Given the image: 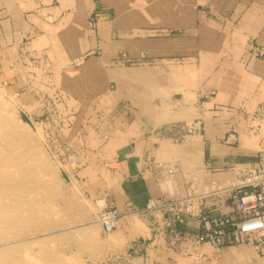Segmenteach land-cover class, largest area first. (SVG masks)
<instances>
[{"label": "crops", "instance_id": "1", "mask_svg": "<svg viewBox=\"0 0 264 264\" xmlns=\"http://www.w3.org/2000/svg\"><path fill=\"white\" fill-rule=\"evenodd\" d=\"M250 43L264 47V0H0V60L9 52L13 71L21 59L27 92L68 110L73 179L120 215L112 233L91 226L92 264H264V247L215 248L198 242V218L182 214L173 235L177 211H145L184 195L191 178L258 165L264 125L256 135L249 125L264 102V56ZM177 123L198 130L181 142L158 135ZM155 161L179 170L159 180Z\"/></svg>", "mask_w": 264, "mask_h": 264}, {"label": "rangeland", "instance_id": "2", "mask_svg": "<svg viewBox=\"0 0 264 264\" xmlns=\"http://www.w3.org/2000/svg\"><path fill=\"white\" fill-rule=\"evenodd\" d=\"M256 45L250 43L249 52ZM5 55L8 61L0 60V172L12 188L5 206L8 196L0 191V212H9V225L0 222L7 238L0 243V263L92 264L87 255L99 236L98 227L91 226H101L105 207L85 196L73 179L81 163L65 130L70 114L55 100L28 93L22 60L11 71L5 64L9 52Z\"/></svg>", "mask_w": 264, "mask_h": 264}, {"label": "built area", "instance_id": "3", "mask_svg": "<svg viewBox=\"0 0 264 264\" xmlns=\"http://www.w3.org/2000/svg\"><path fill=\"white\" fill-rule=\"evenodd\" d=\"M250 50L258 57L264 56V47L252 46ZM123 59H128L126 54ZM252 134H259L264 125V102L250 114ZM198 130L196 124H172L159 132L160 137H171L174 142L183 141ZM259 163L256 167L241 169L235 179L204 180L191 178L187 192L174 197L150 199L145 211H177L167 226L178 235L174 222L182 223L183 215L199 219L198 242L209 243L215 248L228 244H247L264 247V141L260 143ZM179 170L177 161H155L153 171L159 180L174 177ZM229 208L230 211H224ZM120 215L117 210L104 208L99 222L103 232L109 234L118 228Z\"/></svg>", "mask_w": 264, "mask_h": 264}, {"label": "bare ground", "instance_id": "4", "mask_svg": "<svg viewBox=\"0 0 264 264\" xmlns=\"http://www.w3.org/2000/svg\"><path fill=\"white\" fill-rule=\"evenodd\" d=\"M6 173L0 172V191L6 193L8 198L6 196L4 197V206L8 204V199H9V193L11 192L10 189L12 187H9V180L7 177H4ZM1 204V203H0ZM18 209L20 208L19 206L17 207ZM0 222L9 225V212L6 211V209H2L0 212ZM7 241V238L4 236V234L0 233V243H3ZM0 264H13L9 263V261H3V263Z\"/></svg>", "mask_w": 264, "mask_h": 264}]
</instances>
